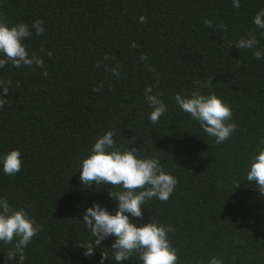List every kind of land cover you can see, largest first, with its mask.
I'll return each mask as SVG.
<instances>
[{"label": "trees", "instance_id": "16d2710c", "mask_svg": "<svg viewBox=\"0 0 264 264\" xmlns=\"http://www.w3.org/2000/svg\"><path fill=\"white\" fill-rule=\"evenodd\" d=\"M261 9L264 0H240L239 8L233 0H0L9 26H30L27 50L42 57L48 71L45 77L36 65L0 68V80L12 81L7 95L0 86V99L9 101L0 109V158L18 149L23 161L15 176L0 164V198L26 208L43 227L25 248L23 264H101L103 253V264H117L114 236L92 256L79 246L95 239L83 223L88 208L98 203L112 215L118 208L108 192L121 188L80 183L83 159L110 130L118 146L158 158L178 179L167 202L152 198L143 218L130 220L171 226L180 264H209L213 257L223 264H264V194L247 181L250 160L264 148V59L234 47L253 33L256 50L264 52V29L253 22ZM38 19L45 28L40 36L31 28ZM98 61L106 67L97 68ZM117 63L120 77L111 72ZM209 77L212 87L203 94L227 102L237 125L219 145L174 99ZM150 86L168 107L156 124L144 98ZM11 247L0 242V264H19V257L7 259ZM120 264L142 262L134 255Z\"/></svg>", "mask_w": 264, "mask_h": 264}, {"label": "clouds", "instance_id": "9594fccd", "mask_svg": "<svg viewBox=\"0 0 264 264\" xmlns=\"http://www.w3.org/2000/svg\"><path fill=\"white\" fill-rule=\"evenodd\" d=\"M233 7L239 8L240 0H233ZM139 22L146 24L147 17L141 15ZM253 22L258 28L264 29V9L255 15ZM204 24L209 28L213 27L211 20L206 19ZM43 25L44 21L39 19L32 23L31 28L35 29L37 36L45 32ZM216 27L223 30L225 26L219 24ZM31 36L32 31L27 23L9 26L7 17L0 16V68H4L9 63L16 68L36 65L44 69L45 77L48 76L44 59L36 52L30 55L27 50L28 45L25 41ZM257 45L258 40L255 34L249 33L247 38L242 37L236 41L234 47L240 50H253L255 59H264V52L256 50ZM227 46L233 48L232 41H228ZM131 47L138 48L139 45L133 42ZM52 55L53 53L49 50L47 56L51 58ZM104 59L109 60L113 57L106 55ZM140 59L147 60V56L141 55ZM101 66L106 67L103 62L98 61L96 67ZM120 67L121 65L117 63L116 67L111 69L116 77H120V72L117 70ZM149 70L154 71L151 68ZM213 78L209 77L206 81L195 80L196 90L190 94H177L174 99L179 108L199 122L203 131L214 137L215 143L219 145L231 138L237 125L231 122L233 112L227 102L215 93L203 94L202 89L212 87ZM158 84L159 79L156 81L157 86ZM11 85V80H0L4 95L9 93ZM100 90V87L93 89L94 92ZM152 91L151 86L147 87L144 98L153 109L149 119L156 124L168 111V107L160 99L162 93L152 95ZM8 103V100L0 99V109ZM115 135V130H110L94 143L90 155L83 159L79 173L80 183L88 188L94 184H107L121 188L120 191L108 192L110 197L118 201V208L115 215L98 203L88 208L83 215V223L95 239L93 242L79 246L86 249L84 253L86 256H92L94 248L99 247L102 241L114 236L115 243L112 245V251L117 264L130 260L134 255L142 264H180L178 250L169 239V233L173 231L171 226L160 224L154 219L138 226L130 220V217L142 219L143 205L152 198L167 202L175 190L178 179L164 171L158 158H142L138 155L139 148L118 146L114 139ZM134 141L135 137L129 140V145ZM261 143H264V140ZM257 152L258 155H254L249 162L247 181L255 184L259 192L264 194V148L257 149ZM0 164L6 175L18 174L23 167L20 150L14 149L6 153L0 158ZM42 230V225L37 223L35 217L29 215L26 208L17 210L9 204L6 197L0 198V242L12 246L7 253L9 261L19 257V264H23L26 259L25 248ZM106 259L108 257L103 253L101 264ZM209 264H223V261L213 257Z\"/></svg>", "mask_w": 264, "mask_h": 264}]
</instances>
